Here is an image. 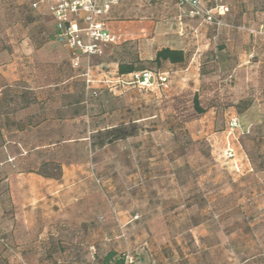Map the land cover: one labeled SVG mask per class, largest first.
Segmentation results:
<instances>
[{"label":"rangeland","instance_id":"1","mask_svg":"<svg viewBox=\"0 0 264 264\" xmlns=\"http://www.w3.org/2000/svg\"><path fill=\"white\" fill-rule=\"evenodd\" d=\"M0 1V264H264V0H201L220 24L124 0L97 54L38 0ZM177 39L186 61L157 65Z\"/></svg>","mask_w":264,"mask_h":264},{"label":"built area","instance_id":"2","mask_svg":"<svg viewBox=\"0 0 264 264\" xmlns=\"http://www.w3.org/2000/svg\"><path fill=\"white\" fill-rule=\"evenodd\" d=\"M124 0H38L32 6L39 8L46 6L52 13L56 21V29L60 39H64L67 34H89L91 42L83 47L85 53H101V42L110 40V31L107 26V16L113 6ZM179 7L189 8V13L194 17H200L206 23H222V16L227 11L225 6L216 8H206L201 0H174ZM83 24V25H82ZM71 47L81 46L80 40L76 42L70 39ZM77 64V62H76ZM133 75L141 84L154 82L156 80L164 83L167 81V74L164 71L154 72L143 70ZM238 119L233 118L231 125L237 127ZM228 158L234 159V148L228 146L225 151Z\"/></svg>","mask_w":264,"mask_h":264},{"label":"trees","instance_id":"3","mask_svg":"<svg viewBox=\"0 0 264 264\" xmlns=\"http://www.w3.org/2000/svg\"><path fill=\"white\" fill-rule=\"evenodd\" d=\"M56 29L54 34H56ZM153 61L161 66L163 62L168 61L173 64H180L186 61V53L183 49L164 47L156 52ZM264 64V59H263ZM134 63L120 64L119 71L122 74L132 73L138 70ZM194 105L198 112L203 113L204 109L200 107L199 97L197 94L194 96ZM243 110V109H242ZM240 110V111H242ZM45 177H52L51 174L39 172ZM103 264H126L125 255H119L117 252L111 250L103 258Z\"/></svg>","mask_w":264,"mask_h":264},{"label":"crops","instance_id":"4","mask_svg":"<svg viewBox=\"0 0 264 264\" xmlns=\"http://www.w3.org/2000/svg\"><path fill=\"white\" fill-rule=\"evenodd\" d=\"M1 4H2V1H0V6H1ZM218 6H221V5H218ZM224 6V5H223ZM225 8H227L226 6H225ZM227 11H229V8H227ZM226 11V12H227ZM225 12V13H226ZM2 17V12L0 11V18ZM109 17V16H108ZM107 17V18H108ZM240 18H242L241 16H240ZM107 23H109L108 21H107ZM168 42H167V44H164V45H162V46H160V47H158L157 48V50L155 51V55H156V52L158 51V50H160V49H162V48H164V47H170V48H178V49H183L184 51H185V49H184V47H182V46H178V45H173V44H171L170 43V41L172 42V43H176V42H178V41H181L180 39H177V40H167ZM44 49H41V50H37L36 52H34V55H36L37 53H40V51H43ZM186 53V52H185ZM1 56H2V50L0 49V58H1ZM12 60V59H11ZM14 64V62H11L10 64H8V66L10 65V66H12ZM162 65H173V66H175V65H177V64H173V63H170V62H168V61H165V62H163V64ZM1 68L2 67H0V70H1ZM256 108H255V106H252L250 109H248V112L250 111H253V110H255ZM248 165H251L250 163H248ZM259 195V194H258Z\"/></svg>","mask_w":264,"mask_h":264}]
</instances>
